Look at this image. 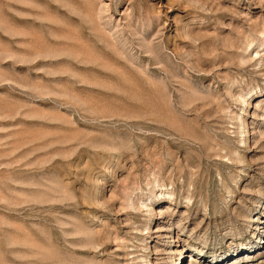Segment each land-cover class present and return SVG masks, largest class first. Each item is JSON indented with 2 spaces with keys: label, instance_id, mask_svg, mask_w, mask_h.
<instances>
[{
  "label": "rangeland",
  "instance_id": "1",
  "mask_svg": "<svg viewBox=\"0 0 264 264\" xmlns=\"http://www.w3.org/2000/svg\"><path fill=\"white\" fill-rule=\"evenodd\" d=\"M0 264H264V0H0Z\"/></svg>",
  "mask_w": 264,
  "mask_h": 264
}]
</instances>
